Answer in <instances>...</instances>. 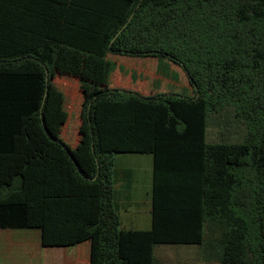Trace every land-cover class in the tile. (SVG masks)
I'll return each mask as SVG.
<instances>
[{
  "label": "trees",
  "instance_id": "1",
  "mask_svg": "<svg viewBox=\"0 0 264 264\" xmlns=\"http://www.w3.org/2000/svg\"><path fill=\"white\" fill-rule=\"evenodd\" d=\"M109 54L167 60L193 94L110 87ZM53 74L84 86L79 153L48 128ZM117 154L152 158L149 230L119 227ZM33 228L88 264L159 244L264 264V0H0V229Z\"/></svg>",
  "mask_w": 264,
  "mask_h": 264
},
{
  "label": "crops",
  "instance_id": "2",
  "mask_svg": "<svg viewBox=\"0 0 264 264\" xmlns=\"http://www.w3.org/2000/svg\"><path fill=\"white\" fill-rule=\"evenodd\" d=\"M107 59L109 60L108 57ZM117 63V61L112 62L110 87H123L145 96L160 92L157 87L159 79L154 77V73L139 72L141 76H151L152 85L149 86L148 93L129 87L127 79L123 78L129 73L122 71ZM138 83L139 86L141 82ZM83 88L84 86L75 78L53 74L46 106L49 130L74 153H79L82 149L79 132ZM131 156H140V154H118L113 158L112 206L121 229L149 230L152 223V158L149 155L150 195L147 202L141 194L142 174L139 166L131 163L133 160ZM172 254L180 259L183 254H187L188 260L176 262L171 259ZM88 255L87 242L75 247H43L38 229H0V264H88ZM153 258L154 264H204L200 256V247L197 245H155Z\"/></svg>",
  "mask_w": 264,
  "mask_h": 264
},
{
  "label": "rangeland",
  "instance_id": "3",
  "mask_svg": "<svg viewBox=\"0 0 264 264\" xmlns=\"http://www.w3.org/2000/svg\"><path fill=\"white\" fill-rule=\"evenodd\" d=\"M110 62L117 61V65L122 68V71H128L129 75L127 77H123L127 79V84L131 88H137L143 93H148L149 86L152 85L151 76H141L140 73H154L158 80L157 87L160 92L164 93H176L184 96H192V90L189 86L182 70L174 66L172 63L167 60L160 58H132L127 56H115V55H107ZM113 65V64H112ZM116 65V64H114ZM184 76V77H183ZM153 77V78H154ZM122 78V82L124 79ZM141 82L140 85L138 80ZM121 82V84H122ZM118 155V154H117ZM115 157V156H114ZM133 157L131 163L133 165L139 166V171L142 174L143 183L140 185L141 194L143 196L144 201H149L150 195V161L149 155L143 156H131ZM140 164H138V163ZM201 251V250H200ZM185 253V252H184ZM187 254H183L181 259L179 257H174L171 255V259H174L176 262H184L187 259ZM178 256V255H177ZM204 264H217L215 262H204ZM187 264V263H185Z\"/></svg>",
  "mask_w": 264,
  "mask_h": 264
},
{
  "label": "water",
  "instance_id": "4",
  "mask_svg": "<svg viewBox=\"0 0 264 264\" xmlns=\"http://www.w3.org/2000/svg\"><path fill=\"white\" fill-rule=\"evenodd\" d=\"M45 74H46V79H47V70H45Z\"/></svg>",
  "mask_w": 264,
  "mask_h": 264
}]
</instances>
